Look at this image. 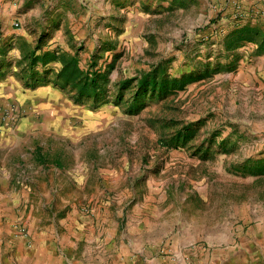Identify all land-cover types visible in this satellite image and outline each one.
Instances as JSON below:
<instances>
[{
    "label": "rangeland",
    "instance_id": "obj_1",
    "mask_svg": "<svg viewBox=\"0 0 264 264\" xmlns=\"http://www.w3.org/2000/svg\"><path fill=\"white\" fill-rule=\"evenodd\" d=\"M30 4L37 16L8 9L0 17V80L11 72L42 74L54 60L57 75L74 57L81 71L93 65L103 90L97 104L70 102L68 112L56 113L62 123L55 137L37 135L18 150L28 154L35 143L56 148L65 167L56 175L46 167L28 201L0 209V245L11 244L10 264H24L35 245L52 255L45 264H56L62 249L60 264L69 255L78 264L110 255L104 264H114L112 256L126 245L122 232L138 220H156L162 235L136 250L144 264H219L212 255L258 241L264 0ZM46 23L68 27L65 51L48 48V34L39 31ZM19 107L27 112L18 120L34 116ZM11 127L0 119V135ZM100 228L111 235L98 238ZM257 253L240 264H264Z\"/></svg>",
    "mask_w": 264,
    "mask_h": 264
},
{
    "label": "crops",
    "instance_id": "obj_2",
    "mask_svg": "<svg viewBox=\"0 0 264 264\" xmlns=\"http://www.w3.org/2000/svg\"><path fill=\"white\" fill-rule=\"evenodd\" d=\"M30 2H35V0H0V17L7 14L8 9L12 13L15 10L17 11V9H21L28 16H37L39 14L36 11L37 6H32ZM65 26L64 23H58L57 25L46 23L39 27H42V30L39 31L48 34L46 37L48 48L56 49V46H58L60 52L65 51L63 34L68 31V27L66 28ZM23 36L28 38L27 35ZM56 65V60L50 62L46 66L48 73L45 75L34 73L32 76L29 74L23 76L20 73L11 72L0 80V107L4 104L27 106L30 108L31 114L34 115L18 120L11 127V130L0 135V209L15 208L23 202L28 201L29 194H35L36 183H38L40 176H43L45 173L46 167H48L47 171L54 175H56L58 169L61 170L65 167L63 156H56V148L50 152L43 150V148L41 149L40 144L35 143L34 147L28 148V154L22 155L18 153V150L22 148L24 143L27 141L32 142V139L36 138L37 135L45 134L44 137H55L56 129H60V122L62 123L61 118L56 116V113L68 112L70 104H74L73 100L69 98V94L54 84ZM80 106L85 105L82 104ZM153 221L155 223L138 220L137 225L126 230V232H122V238H126L122 242L123 245H126L124 246V250L120 247V252L112 256L114 264H144L135 257L136 250L146 243L157 242L159 238H162L161 233L157 229L158 224L156 220ZM90 222L89 220H74V223L78 226L81 224L90 225L92 223ZM261 230L262 236L258 238V241L257 238L245 239L246 242L242 245V250L231 253H219L214 256L212 255V258L219 260V264H224L227 261H230L231 264H240L243 257H251L256 252H258V255H263L264 246L263 248L260 247V244L264 243L263 225L261 226ZM96 231L98 238L105 232L107 236L111 235L109 233L110 230L107 228H100ZM93 232V229L89 230V234ZM188 240L189 238L185 236L179 241L182 243V246H187ZM3 247L0 245V264H10L9 256L12 246L8 243L6 247ZM48 254L35 245L33 250L25 253L22 259L24 264H45V260L52 256ZM63 255L64 249H62V252L56 253V264H60L59 261H62ZM108 257L111 256L98 255L95 261L93 258L92 262L87 260L79 264H104L105 259ZM65 264L78 263L73 261V258L69 255L68 258H65ZM161 264H166V262L161 260Z\"/></svg>",
    "mask_w": 264,
    "mask_h": 264
},
{
    "label": "trees",
    "instance_id": "obj_3",
    "mask_svg": "<svg viewBox=\"0 0 264 264\" xmlns=\"http://www.w3.org/2000/svg\"><path fill=\"white\" fill-rule=\"evenodd\" d=\"M63 57V53L59 54ZM53 58L56 59V51L53 53ZM60 60V58L58 59ZM67 64H64L61 71L56 75L54 84L59 89L66 91L68 94L74 93L73 102L75 104H84L86 100L93 99L94 104L99 102L98 91H102L97 84V75L93 72V65L89 66L87 71H81L77 67V63L74 57H68ZM32 70V68H31ZM33 72L30 76L34 75ZM48 70L42 74L45 75ZM75 76V78H74ZM68 89H70L68 91ZM93 104V107H97Z\"/></svg>",
    "mask_w": 264,
    "mask_h": 264
},
{
    "label": "built area",
    "instance_id": "obj_4",
    "mask_svg": "<svg viewBox=\"0 0 264 264\" xmlns=\"http://www.w3.org/2000/svg\"><path fill=\"white\" fill-rule=\"evenodd\" d=\"M27 112V109L24 107H19L13 104H4L0 107V119L1 122L8 125V127L13 126L18 118ZM178 262V259L175 258V263Z\"/></svg>",
    "mask_w": 264,
    "mask_h": 264
}]
</instances>
